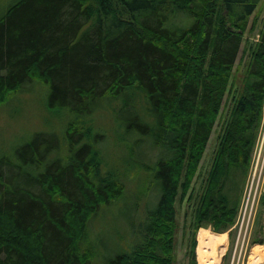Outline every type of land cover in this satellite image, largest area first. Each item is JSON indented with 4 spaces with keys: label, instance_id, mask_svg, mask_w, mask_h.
Segmentation results:
<instances>
[{
    "label": "trees",
    "instance_id": "trees-1",
    "mask_svg": "<svg viewBox=\"0 0 264 264\" xmlns=\"http://www.w3.org/2000/svg\"><path fill=\"white\" fill-rule=\"evenodd\" d=\"M260 1L12 0L2 10L0 105L43 88L46 110L65 120L0 145V264H174L177 200L194 197ZM261 36L194 212L214 233L240 210L264 102ZM104 115L123 165L143 172V207L103 175L112 140L93 122ZM112 209L122 221L104 233Z\"/></svg>",
    "mask_w": 264,
    "mask_h": 264
},
{
    "label": "rangeland",
    "instance_id": "rangeland-1",
    "mask_svg": "<svg viewBox=\"0 0 264 264\" xmlns=\"http://www.w3.org/2000/svg\"><path fill=\"white\" fill-rule=\"evenodd\" d=\"M12 0H0V15L2 10L9 6ZM264 30V0H261L254 15L249 20L248 29L245 32L243 43L238 55L235 67L232 72L228 92L226 93L214 132L206 149V153L201 161L198 173L193 183V199L187 197L182 201L180 195L177 200L178 216L177 230L175 235L174 264H199L197 255L198 233L202 228L214 231L209 226L197 228L195 210H197L198 198L204 191L207 175L209 174L215 154L218 150L220 139L222 138L226 125L231 121L233 108L235 107L240 94L244 90V78L247 74L248 66L251 63L252 56L256 52L258 45L261 43L262 31ZM193 42V41H192ZM185 47L182 46V51ZM47 93L43 88H37L31 93L25 95H9L8 101L0 105V145L6 148L11 143L15 144L19 138H28L29 135L36 131H42L55 127L57 122H63L65 119L58 118L56 114L50 113L45 108ZM112 120L109 116L104 115L96 118L93 122V128L98 131L107 132L110 139L112 137ZM111 141L109 147L110 166L102 171L105 175L110 173L112 177H119L124 183V200L140 201L141 207L144 205L143 191L146 188L144 175L141 170H132V164L123 165L125 158L122 156V145L118 140ZM262 153L258 156V154ZM258 156V157H257ZM257 157V158H256ZM256 158V163L254 164ZM264 160V102L262 107V117L257 130L256 140L252 148V157L250 166L247 171L243 195L240 202V210L236 218V223L226 230L228 242L224 248L220 264H254L252 253L255 246H263L258 243L264 241V169L261 173L262 163ZM260 163L259 171L254 168ZM253 189V190H252ZM256 199L254 201V198ZM259 196L260 202L258 201ZM142 211V208H140ZM247 209V210H246ZM120 211V210H119ZM103 217L102 228L105 233L113 230L122 221L117 217L116 210L106 211ZM139 212L138 217L141 218ZM123 229V227H122ZM97 227L91 235L93 241L97 233ZM119 233V229L117 234ZM224 234V233H214ZM90 240V241H91ZM90 245V244H89ZM261 254V252H260ZM97 264H102L98 260ZM258 264H264V260Z\"/></svg>",
    "mask_w": 264,
    "mask_h": 264
},
{
    "label": "bare ground",
    "instance_id": "bare-ground-1",
    "mask_svg": "<svg viewBox=\"0 0 264 264\" xmlns=\"http://www.w3.org/2000/svg\"><path fill=\"white\" fill-rule=\"evenodd\" d=\"M227 242L226 233L214 234L209 229L202 228L198 233L197 255L199 264H220ZM252 255L256 258H253L254 264L264 260V245L255 246Z\"/></svg>",
    "mask_w": 264,
    "mask_h": 264
},
{
    "label": "built area",
    "instance_id": "built-area-1",
    "mask_svg": "<svg viewBox=\"0 0 264 264\" xmlns=\"http://www.w3.org/2000/svg\"><path fill=\"white\" fill-rule=\"evenodd\" d=\"M259 155H261V157H262V153L258 154V156H259ZM258 156H257V157H258ZM257 157H256V158H257ZM256 158H255V161H254V164H253V165H255V163H256ZM261 166H262V169H261V173H262V172H263V169H264V160H263V163H262ZM261 166H260V163L258 162V163L256 164V167L254 168V170H255L256 172H258V171H259L258 169H259ZM252 190H253V189H252ZM260 197H261V196H259L258 201L260 200ZM255 199H256V196H255V198H254V201H255ZM246 210H247V209H246Z\"/></svg>",
    "mask_w": 264,
    "mask_h": 264
},
{
    "label": "crops",
    "instance_id": "crops-1",
    "mask_svg": "<svg viewBox=\"0 0 264 264\" xmlns=\"http://www.w3.org/2000/svg\"><path fill=\"white\" fill-rule=\"evenodd\" d=\"M264 244V243H263Z\"/></svg>",
    "mask_w": 264,
    "mask_h": 264
}]
</instances>
